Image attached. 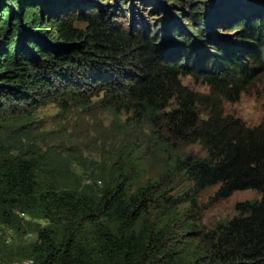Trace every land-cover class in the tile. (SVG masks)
<instances>
[{
    "label": "trees",
    "instance_id": "trees-1",
    "mask_svg": "<svg viewBox=\"0 0 264 264\" xmlns=\"http://www.w3.org/2000/svg\"><path fill=\"white\" fill-rule=\"evenodd\" d=\"M203 1L134 32L101 4L0 0V227L20 232L19 214L49 224L36 231L34 264H264V123L223 110L264 75V12L229 10L220 21ZM222 28L235 39L218 38ZM186 77L208 92L189 89ZM96 98L118 141L98 190L64 179L67 167L31 135L45 105L91 110ZM7 128L25 148L4 142ZM135 128L148 129L146 144ZM192 145L204 155L184 154ZM142 160L154 162V177ZM212 187L215 201L246 190L260 199L237 203L212 229L183 219L184 205L195 208Z\"/></svg>",
    "mask_w": 264,
    "mask_h": 264
},
{
    "label": "rangeland",
    "instance_id": "rangeland-1",
    "mask_svg": "<svg viewBox=\"0 0 264 264\" xmlns=\"http://www.w3.org/2000/svg\"><path fill=\"white\" fill-rule=\"evenodd\" d=\"M76 9L90 6L95 11H103L99 4L104 6L109 21L114 25H122L126 30H153L162 25L169 15L175 12V6L189 10V0H75ZM208 8L217 19L224 20L229 10L235 11L233 18L242 13L254 11L264 12V0H206ZM205 2V0L203 1ZM241 12V13H240ZM215 18L213 20L215 21ZM77 27L83 28L82 23ZM168 25H171L170 23ZM218 38H225L233 41L234 33L225 28L220 29ZM182 83L189 89L207 93L206 88L200 82L191 78H182ZM100 98V97H99ZM93 99V109H71L63 112L56 104H47L32 114V128L39 126L38 131L32 135V141L44 152L50 151L58 159L56 167H67V174L63 173L64 179L69 183L79 184L81 188L91 186L98 190L102 183H98L101 164L105 162V156H111V145H116L114 140L117 133L112 130L113 121L110 113L97 101ZM225 115L239 118L245 125L254 127L264 123V75L255 80L247 87L236 103H223ZM9 128L1 131L2 138L10 148L11 146H22L20 141L9 132ZM134 137L143 140L146 144L150 139V132L146 128H135ZM130 146V145H129ZM117 147H114V149ZM184 154H193L202 157L204 154L199 147L192 145L183 149ZM162 155L158 159V167H164ZM142 168L146 170V177H154L157 170L154 169V162L142 160ZM64 182V180H62ZM217 187L206 189L197 199L195 208H188L184 205L180 216L186 221L202 225L206 229L214 228L218 223H225L235 216L234 207L239 202L254 201L260 199V195L252 190L233 193L229 198L221 201L213 200ZM186 215V217H184ZM25 225L20 232L6 227H0V264H23L26 260H33L29 250L33 244L38 243L37 229L48 228L49 224L42 219H35L24 214L19 215ZM9 240L6 242V240Z\"/></svg>",
    "mask_w": 264,
    "mask_h": 264
},
{
    "label": "built area",
    "instance_id": "built-area-1",
    "mask_svg": "<svg viewBox=\"0 0 264 264\" xmlns=\"http://www.w3.org/2000/svg\"><path fill=\"white\" fill-rule=\"evenodd\" d=\"M21 216H23L24 214H19ZM9 240L7 239L6 242H8ZM23 264H34L33 260H26L23 262Z\"/></svg>",
    "mask_w": 264,
    "mask_h": 264
}]
</instances>
